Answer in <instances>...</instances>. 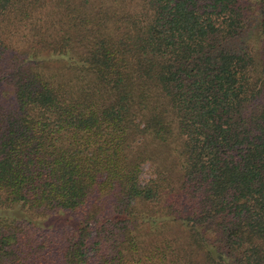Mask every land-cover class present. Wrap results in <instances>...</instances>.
Here are the masks:
<instances>
[{
    "label": "trees",
    "instance_id": "1",
    "mask_svg": "<svg viewBox=\"0 0 264 264\" xmlns=\"http://www.w3.org/2000/svg\"><path fill=\"white\" fill-rule=\"evenodd\" d=\"M0 264H264V0H0Z\"/></svg>",
    "mask_w": 264,
    "mask_h": 264
},
{
    "label": "rangeland",
    "instance_id": "2",
    "mask_svg": "<svg viewBox=\"0 0 264 264\" xmlns=\"http://www.w3.org/2000/svg\"><path fill=\"white\" fill-rule=\"evenodd\" d=\"M146 167H144V171L143 174L141 175V180L146 179L148 177V175L146 174Z\"/></svg>",
    "mask_w": 264,
    "mask_h": 264
}]
</instances>
